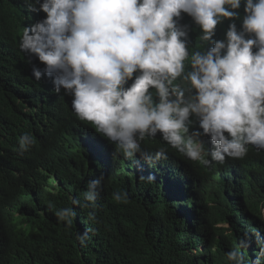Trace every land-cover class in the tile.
<instances>
[{
	"label": "clouds",
	"instance_id": "obj_1",
	"mask_svg": "<svg viewBox=\"0 0 264 264\" xmlns=\"http://www.w3.org/2000/svg\"><path fill=\"white\" fill-rule=\"evenodd\" d=\"M23 6L30 14H46L20 37V50L45 65L33 66L35 80L47 76L57 94L63 89L71 95L80 125L114 144L115 156L139 153L154 165L170 149L186 170L189 164L212 179L220 166L223 196L237 209L241 182L264 187V0H23ZM182 13L202 30L199 50L190 51ZM225 20L232 21L225 39L214 40ZM156 138L162 147L147 154L142 142ZM33 143L25 133L20 152ZM256 161L260 166L252 165ZM104 180H89L85 203L74 197L71 204L94 208ZM208 197L218 208L215 191L208 189ZM112 198L129 197L114 191ZM55 215L70 228L76 211L64 207ZM90 231L77 234L82 246ZM258 246L252 264L264 257V246ZM227 258L245 264L239 248Z\"/></svg>",
	"mask_w": 264,
	"mask_h": 264
},
{
	"label": "trees",
	"instance_id": "obj_2",
	"mask_svg": "<svg viewBox=\"0 0 264 264\" xmlns=\"http://www.w3.org/2000/svg\"><path fill=\"white\" fill-rule=\"evenodd\" d=\"M45 16L28 13L23 0H0V264H229L227 253L236 248L252 264L264 246V187L241 182L237 209L223 196L220 166L212 179L189 164L186 170L170 149L154 165L139 153L115 156L114 144L80 125L71 95L32 75L33 66L45 65L20 50V37ZM231 22L218 25L213 39L224 40ZM180 23L189 25L190 51L199 50L200 27L186 13ZM25 133L34 143L21 153ZM162 145L158 138L142 142L147 154ZM101 175L96 206H73L74 197L85 203L88 181ZM149 176L152 182L140 179ZM208 189L218 208L210 206ZM114 191H126L128 200L115 201ZM64 207L76 211L70 228L55 215ZM87 229L82 246L77 234Z\"/></svg>",
	"mask_w": 264,
	"mask_h": 264
}]
</instances>
